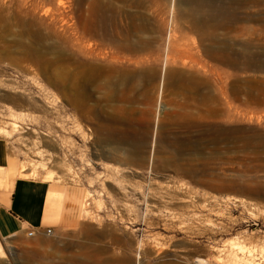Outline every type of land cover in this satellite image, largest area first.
I'll return each mask as SVG.
<instances>
[{
    "label": "rangeland",
    "instance_id": "1",
    "mask_svg": "<svg viewBox=\"0 0 264 264\" xmlns=\"http://www.w3.org/2000/svg\"><path fill=\"white\" fill-rule=\"evenodd\" d=\"M195 1L0 0V48L10 44L0 54V137L15 160L13 175L24 165L35 171L27 178L49 181L62 211L35 260L34 245L1 239L6 264H66L78 239L132 263L192 264L191 256L204 264H264V0H202L199 14ZM78 2L84 18L91 9L107 13L118 39L126 24L144 22L130 33L155 40L159 52L119 51L84 35L103 72L90 86L86 114L74 103L72 79L15 50L25 38L23 15H35L47 43L42 52L51 58L59 41L70 53ZM171 27V35L222 48L220 59L200 54V64L186 56L188 64L173 65L200 83L203 98L166 84ZM157 56L158 81L138 75L134 62L149 70ZM118 67L122 79L109 84ZM50 170L63 181L47 180ZM69 190L79 200L69 201Z\"/></svg>",
    "mask_w": 264,
    "mask_h": 264
},
{
    "label": "bare ground",
    "instance_id": "2",
    "mask_svg": "<svg viewBox=\"0 0 264 264\" xmlns=\"http://www.w3.org/2000/svg\"><path fill=\"white\" fill-rule=\"evenodd\" d=\"M196 12L199 14L200 9L203 7V2L195 1ZM2 9H0V20H3ZM83 7L80 2H78L75 11V43L70 53H66L59 41L54 43L55 54L50 58L48 55L42 52V49L45 45H47L44 36L43 25L40 19L35 15L29 17L28 15H23L21 23L24 27L25 38L20 43V49L16 48L15 50L19 53L24 54L28 59L36 61V62H46L48 68L53 66V71L57 74L58 77L64 78L67 76L72 79V90L74 94V103L78 109L81 111L82 108H86V112L82 114H86L92 108L90 104V86L96 77L103 75V72L99 70V68L94 65L91 60L89 53L91 50V42L86 40L83 42L84 35H91V37H96L104 44H111L115 46L116 49L127 51L130 53H137L143 50L146 47L152 48L153 51L157 52V46L152 44L156 42L153 39H144L138 37L134 39V36L130 33V28L135 31H140L143 27H145V23L141 22L140 24H126L128 26L127 30H125V34L122 33L121 38L118 39L117 25L113 21H109L108 15L106 12L105 15L98 14L95 9H91L90 18H84ZM201 18V16H198ZM196 27L201 25L202 19L198 20ZM113 28L112 29L110 28ZM200 29V27H199ZM172 27L168 32V49L166 52V61L163 65V73L166 78L167 86H173L175 91H186L189 92L193 97H201L203 98V93L200 89V83L198 81L188 80L181 77L182 70H178L173 67V65L177 64L179 61L184 65L188 64L185 60V57L188 56L191 61L200 64V54H207L215 59H220V54L222 48L218 45H213L210 47L204 46L202 43L197 44L196 42H189L188 40L181 39L177 35L172 34ZM203 34V33H202ZM10 51V44L0 48V54L6 53ZM112 57H118L117 50L113 51ZM72 63L70 66L69 63ZM142 60H136L134 64H136L138 70V75L149 78L153 82L158 81L160 77L159 73V56H157L153 62L150 63L149 70L145 69L141 63ZM62 64V65H61ZM171 66V67H170ZM178 66V65H177ZM65 69L72 70V73L67 72ZM149 71V72H148ZM124 70L121 67L113 70V74H108V82L109 84H117L122 79L124 75ZM131 75H137L135 70H130L127 72ZM116 79V80H115ZM10 98V97H8ZM15 161V160H14ZM10 161L7 165V169L0 168V189L2 190H10L13 182L16 177L27 178L29 175L34 174V170H28L24 165L20 168V170L16 171V176L13 175V170H15V162ZM14 168V169H13ZM3 169V170H2ZM15 172V171H14ZM70 173V172H69ZM60 175L56 174L54 170H50L47 175V180H56L63 181L60 179ZM66 177V176H64ZM63 178V177H62ZM70 178V177H69ZM65 180V179H64ZM53 197V196H52ZM50 197L47 207L48 214L56 213L54 198ZM66 197L69 201H77L79 200L77 192L73 190H69L66 193ZM238 200L237 198H232ZM70 208H65L64 215L69 213ZM61 218V216H60ZM87 239H94L93 232L87 233ZM113 243L120 244L122 240L118 236L113 237ZM132 244V243H131ZM69 245H73L78 249V254L69 257L64 260L67 262L66 264H140V261H136L132 263V259H127L126 255H120L116 258L106 257L104 254L109 252V250L102 245L91 244L89 242H84L82 240L72 241ZM241 248V247H240ZM162 250V249H160ZM159 251V250H158ZM30 258L29 260L37 259L40 254H38V250L29 249ZM162 252V251H161ZM160 252V253H161ZM159 254V253H158ZM6 249L2 244L0 238V264H6ZM192 264H204L203 259L197 258L193 260L191 256L187 258ZM170 264H178L175 262H171ZM188 264V263H186Z\"/></svg>",
    "mask_w": 264,
    "mask_h": 264
},
{
    "label": "crops",
    "instance_id": "3",
    "mask_svg": "<svg viewBox=\"0 0 264 264\" xmlns=\"http://www.w3.org/2000/svg\"><path fill=\"white\" fill-rule=\"evenodd\" d=\"M10 160L8 141L0 137V167ZM51 183L36 178H15L10 190L0 189V238L15 242L25 248L26 244L41 250L51 244L45 229L56 225L61 216L60 203L50 195ZM50 197L54 198L56 213L47 212ZM34 229L35 235H27Z\"/></svg>",
    "mask_w": 264,
    "mask_h": 264
},
{
    "label": "built area",
    "instance_id": "4",
    "mask_svg": "<svg viewBox=\"0 0 264 264\" xmlns=\"http://www.w3.org/2000/svg\"><path fill=\"white\" fill-rule=\"evenodd\" d=\"M45 233L47 235H51L53 233V228L52 227H47L45 229ZM27 235L30 236V237L34 236L35 235V230L34 229H27Z\"/></svg>",
    "mask_w": 264,
    "mask_h": 264
}]
</instances>
